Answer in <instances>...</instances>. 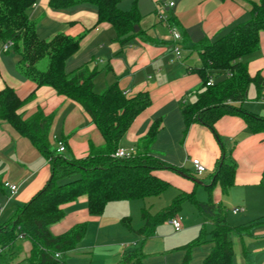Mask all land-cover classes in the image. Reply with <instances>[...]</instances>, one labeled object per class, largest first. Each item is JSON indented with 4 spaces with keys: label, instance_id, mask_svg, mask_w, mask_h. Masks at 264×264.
<instances>
[{
    "label": "crops",
    "instance_id": "crops-1",
    "mask_svg": "<svg viewBox=\"0 0 264 264\" xmlns=\"http://www.w3.org/2000/svg\"><path fill=\"white\" fill-rule=\"evenodd\" d=\"M50 1L37 0V6L31 10L40 39L47 40L59 33L72 37L86 34L80 50L66 63L68 73L83 66L97 71L93 80L97 93H103L115 83L128 97L149 93L151 105L137 116L119 147L136 154L153 123L161 121L162 127L152 154L184 170L157 173L170 183L163 194L174 190L169 193V204L181 193H194L196 200L200 201L198 190L202 187L208 193L206 201L220 204L228 215L242 217L243 222L236 226L249 225L248 236L254 232L264 235V133L251 132L244 119L234 115L222 117L214 130L200 123H194L187 129L182 114L184 106L197 101V92L202 86V79L194 70L201 66L200 55L194 46L205 40L214 42L250 20L251 3L260 0H122L121 10L130 11L137 7L141 14V33L126 45L116 41V32L111 25L96 26V6L85 4L56 10L50 7ZM170 27H176L182 34L179 42L182 59L177 62H170L175 45L170 37ZM244 61L252 77L260 75L264 78V31L260 33V49L245 57ZM0 71V91L11 87L26 101L19 110L25 119L38 111L54 115L50 132L53 150L58 151V141H62L66 151L59 154L82 159L93 148L105 146L103 135L79 104L60 96L51 87L37 88L35 83L19 74L15 54L0 53ZM262 95L259 98L257 87L252 84L243 108L264 117V91ZM223 149L237 168L235 184L227 192L219 184L211 190L207 188L214 180ZM195 159L206 168L201 174L195 170ZM51 175L49 160L29 139L0 120V224L3 216L11 219L20 207L41 191ZM6 181L18 186L17 194L11 199L9 190L4 187ZM151 198L110 202L99 216L90 213L87 196L65 204L63 219L51 226L53 235L65 234L79 224L88 225L85 238L66 256V263L119 264L125 252L140 248L144 264H184L187 246L199 237L203 229L204 215L187 200L184 204L192 203L198 217L193 214L185 221L180 211L181 231L176 232L166 220L156 228L153 236L144 240L140 234L144 225L142 210L146 208L152 216L158 212L146 207L145 200ZM236 208L243 211L233 214L232 210ZM234 236L243 238L237 234L232 236L236 258L237 238ZM200 246L195 253L193 251L192 261L194 258L195 261L192 264H203L214 244L207 239ZM17 247L18 256L13 264H28L32 243L28 239H20ZM198 250L200 253L197 254ZM243 255L245 258L239 257L235 264H258L251 261L244 250ZM259 264H264V260Z\"/></svg>",
    "mask_w": 264,
    "mask_h": 264
},
{
    "label": "trees",
    "instance_id": "trees-1",
    "mask_svg": "<svg viewBox=\"0 0 264 264\" xmlns=\"http://www.w3.org/2000/svg\"><path fill=\"white\" fill-rule=\"evenodd\" d=\"M122 0H51L56 10L92 4L98 10L96 26L111 25L116 41L126 45L141 33V14L137 7L123 11ZM37 0H0V49L5 45L17 56V70L37 88L48 86L79 104L91 117L105 139L101 149L93 148L82 159L67 158L53 150L50 132L54 115L38 111L29 118L19 114L26 103L11 87L0 91V120L9 123L21 136L29 139L41 155L49 160L52 175L44 188L27 204L20 207L11 219L0 224V264H13L18 256V241L28 239L32 250L28 264H67L66 256L75 250L85 238L87 224H79L65 234L55 236L51 226L60 222L65 213L63 206L82 196L88 198L92 215L99 216L106 205L115 201L144 200L161 196L170 186L157 173L162 170L184 172L152 154L162 123L157 120L147 136L139 144V150L129 158H116L121 139L137 116L151 105L147 92L128 97L118 83L103 93L94 90L93 80L97 71L83 66L71 73L66 71L67 61L81 47L86 34L72 37L59 33L42 40L37 34V23L31 18V10ZM251 19L234 27L220 39L203 41L194 46L201 59V66L194 70L202 79L197 101L183 107L182 114L188 129L200 123L214 130L215 124L227 115L240 116L253 133H264V117L248 112L243 103L248 100L249 89L255 84L261 98L264 78L252 77L244 58L260 49V33L264 31V0L251 3ZM47 62V65L43 66ZM1 75V71H0ZM212 80V85L208 82ZM227 151L218 162L214 180L208 189L220 185L227 192L235 184L236 165ZM195 204L205 218V224L213 226L210 255L203 264H235L234 234L243 237L250 232L249 225L233 226L228 222V211L213 201L200 202L194 193H181L169 208L152 216L144 208V225L140 234L144 240L154 235L156 228L173 217L179 216L185 201ZM205 228L201 235L186 248L188 263L194 247L207 242ZM59 255L60 257H56ZM119 264H144L140 248L125 252Z\"/></svg>",
    "mask_w": 264,
    "mask_h": 264
},
{
    "label": "rangeland",
    "instance_id": "rangeland-1",
    "mask_svg": "<svg viewBox=\"0 0 264 264\" xmlns=\"http://www.w3.org/2000/svg\"><path fill=\"white\" fill-rule=\"evenodd\" d=\"M45 65H47V62H45L43 66H45ZM170 191L171 192H167L166 194H163L161 197H158V198L156 197V198H151V199L145 200L146 207L149 208L152 212L158 211L157 214L162 212L163 210L169 208L171 205V204H169L170 200H171V199H169V195H170L169 193H173L174 190L172 189ZM207 195H208V193L205 192V190H203L202 187L199 188L198 198L200 201L208 200ZM0 198H2V197H0ZM140 203H144V201H140ZM194 207L195 206L190 202H186V204H183L182 209H181V214H183L182 218L185 221H187L188 219H191L193 214H195L196 216L198 215L197 214L198 209L195 207L197 209V211H196ZM8 219H9V217L5 218V216H3L2 217V223H5L6 220H8ZM135 221H137V218ZM228 222H229V224L236 226V225L241 224V222H243V219L240 215L239 216H233L232 214H229L228 215ZM206 225L207 224H205V222H203V228H205ZM207 227L208 228L206 230H207V233H209V235L207 236V239H211L210 232L212 231V225L208 224ZM202 232H203V230L200 231L199 236L201 235ZM234 237H236V236H234ZM242 238L243 239H240L238 237L236 239L237 241L235 240V249L237 251L235 263L238 262L239 257L245 258V256L243 255V250L245 251V253L248 256H250L251 261L256 262L258 264L261 263L264 260V235H257L254 232L251 236L245 235ZM200 247H202V246H197V247H194L192 249V252L190 253L191 256L189 258L188 264H192L195 261V258L192 261L193 251L195 253V249H200ZM198 253H200L199 250L197 251V254Z\"/></svg>",
    "mask_w": 264,
    "mask_h": 264
},
{
    "label": "built area",
    "instance_id": "built-area-1",
    "mask_svg": "<svg viewBox=\"0 0 264 264\" xmlns=\"http://www.w3.org/2000/svg\"><path fill=\"white\" fill-rule=\"evenodd\" d=\"M36 6H37V3H35L33 5V8ZM170 37L172 38V40L175 43V45L173 47V55L170 59V62L180 61L182 59V48L179 45V42L182 40V34L176 27H170ZM10 49H11V47L9 45H5V46H3V48L0 49V53L1 52H8V51H10ZM210 85H212V80L208 82V86H210ZM65 151H66L65 144L62 141H58V152L63 153ZM134 154H135L134 151L119 147L117 149V151L114 153V157H116V158H129V157L133 156ZM193 164H194L195 170L198 174H201L206 170L205 166L198 159L193 160ZM4 187L9 190V199L13 198L18 192V186L14 185L8 181H6L4 183ZM1 211H2V208H0V213H1ZM241 211H243V209L236 208V209L232 210V213L238 214ZM168 223L174 228V230L176 232H179L183 229V222H182V218L180 216H176V217L169 219ZM1 251H2V249L0 248V253H1ZM56 257H60V256L57 255Z\"/></svg>",
    "mask_w": 264,
    "mask_h": 264
},
{
    "label": "water",
    "instance_id": "water-1",
    "mask_svg": "<svg viewBox=\"0 0 264 264\" xmlns=\"http://www.w3.org/2000/svg\"><path fill=\"white\" fill-rule=\"evenodd\" d=\"M139 31V27H135V32H138Z\"/></svg>",
    "mask_w": 264,
    "mask_h": 264
}]
</instances>
